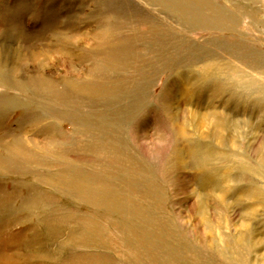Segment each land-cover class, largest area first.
I'll list each match as a JSON object with an SVG mask.
<instances>
[{
    "label": "rangeland",
    "instance_id": "obj_1",
    "mask_svg": "<svg viewBox=\"0 0 264 264\" xmlns=\"http://www.w3.org/2000/svg\"><path fill=\"white\" fill-rule=\"evenodd\" d=\"M263 187L264 0H0V264H264Z\"/></svg>",
    "mask_w": 264,
    "mask_h": 264
},
{
    "label": "bare ground",
    "instance_id": "obj_2",
    "mask_svg": "<svg viewBox=\"0 0 264 264\" xmlns=\"http://www.w3.org/2000/svg\"><path fill=\"white\" fill-rule=\"evenodd\" d=\"M193 115V114H192ZM195 115V114H194ZM200 118H203V120H204V118H205V116H201ZM209 118V117H208ZM205 121V120H204ZM202 122V121H201ZM200 122V123H201ZM202 124V123H201ZM214 124V123H213ZM216 126H218V122H216V124H215ZM233 125V124H232ZM199 126H200V124H199ZM196 127H198V125L196 126ZM203 127V126H202ZM201 128V127H200ZM229 129V128H228ZM219 130V129H218ZM215 156V155H214ZM244 165V164H243ZM248 166V165H247ZM242 168V167H241ZM249 169V168H248ZM246 172V171H245ZM221 177H222V175H221ZM221 187H222V185H221ZM220 187V188H221ZM255 187V186H254ZM258 187V186H257ZM262 187V186H261ZM260 191V192H259ZM257 190V189H253V190H249V192H248V195L251 197V198H257V197H261V196H263L264 194H263V191H264V187L262 188V189H260V190ZM222 197V196H221ZM203 198V197H202ZM255 200V199H254ZM220 202V201H219ZM201 206H200V208L203 210V209H206V207H207V203L204 201V200H202L201 202ZM264 203V202H263ZM253 207V206H252ZM246 220V219H245Z\"/></svg>",
    "mask_w": 264,
    "mask_h": 264
}]
</instances>
